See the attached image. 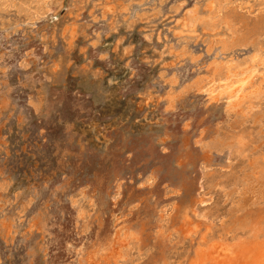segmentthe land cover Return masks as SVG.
<instances>
[{"label":"rangeland","instance_id":"obj_1","mask_svg":"<svg viewBox=\"0 0 264 264\" xmlns=\"http://www.w3.org/2000/svg\"><path fill=\"white\" fill-rule=\"evenodd\" d=\"M224 1L195 20L209 0H0V264H190L194 210L263 236L264 194L242 196L264 171V0ZM254 54L242 107L200 89Z\"/></svg>","mask_w":264,"mask_h":264},{"label":"bare ground","instance_id":"obj_2","mask_svg":"<svg viewBox=\"0 0 264 264\" xmlns=\"http://www.w3.org/2000/svg\"><path fill=\"white\" fill-rule=\"evenodd\" d=\"M2 1V0H1ZM64 1V0H63ZM67 1V0H66ZM124 1V0H123ZM135 1V0H133ZM208 1V0H206ZM13 2V1H11ZM19 2V1H17ZM70 2V1H69ZM72 2V1H71ZM120 2V0H118ZM129 2V1H128ZM74 3V2H73ZM111 3V2H110ZM127 3V2H126ZM130 3V2H129ZM138 3V2H137ZM17 4V3H16ZM66 4V3H65ZM64 4V5H65ZM234 4V3H233ZM9 5V4H8ZM28 5V4H27ZM47 5V4H46ZM112 5V4H110ZM129 5V4H128ZM10 6V5H9ZM8 6V7H9ZM16 6V5H15ZM23 6V5H22ZM26 6V5H25ZM122 6V5H121ZM120 6V7H121ZM127 6V5H126ZM203 6V5H202ZM256 6V5H255ZM5 7V6H4ZM32 7V6H29ZM114 4L112 10L114 8ZM129 9V6H127ZM126 7V8H127ZM195 7V6H194ZM200 7V6H199ZM205 7V5H204ZM225 7L224 0H209L208 8L205 13H202L200 10H196L195 14L189 19L198 20L200 17L206 18H216L222 12V8ZM11 8V7H10ZM45 8V7H44ZM189 8V7H186ZM230 8V7H229ZM239 8V7H238ZM245 8V7H244ZM108 9L110 7L108 6ZM203 9V8H202ZM260 9V8H259ZM2 10V9H1ZM13 10V9H12ZM71 10V9H70ZM3 11V10H2ZM114 11V10H113ZM185 11V10H184ZM5 12V11H4ZM26 11H24L25 13ZM48 12V11H47ZM115 12V11H114ZM150 12V11H149ZM205 12V10H204ZM135 13H137L135 11ZM146 13V12H144ZM26 14V13H25ZM148 14V13H146ZM183 14V13H182ZM17 15V14H16ZM59 15V13L57 14ZM135 15V14H134ZM13 16V15H12ZM22 16V15H21ZM20 16V17H21ZM36 16V15H35ZM43 16V15H42ZM47 16V15H46ZM52 17V15H51ZM50 17V18H51ZM105 17V16H104ZM186 17V16H184ZM183 17V19H184ZM38 18V17H37ZM54 18V17H53ZM2 19V18H1ZM10 19V18H9ZM57 19V18H56ZM142 19V17H141ZM186 19V18H185ZM184 19V20H185ZM24 20V19H23ZM28 20V19H27ZM29 21V20H28ZM53 21V20H52ZM208 23L209 20H207ZM216 21V20H215ZM5 22V21H3ZM7 22V21H6ZM18 22V21H17ZM177 22H179L177 20ZM186 22V20H185ZM2 23V20H1ZM20 23V22H19ZM34 23V22H33ZM180 23V22H179ZM184 23V21H183ZM188 23V22H186ZM186 23H184L186 25ZM8 24V22H7ZM10 24V23H9ZM195 24V23H194ZM6 25V24H5ZM8 26V25H7ZM16 26V25H15ZM73 26V25H72ZM182 26V25H181ZM31 27V26H30ZM237 27V26H236ZM66 28V27H65ZM6 29V28H5ZM29 29V28H28ZM27 29V30H28ZM74 29V28H73ZM199 29V28H198ZM211 28H209L210 31ZM220 29V28H219ZM243 29V28H242ZM64 30V29H63ZM66 30V29H65ZM200 30V29H199ZM204 30V28H203ZM208 30V29H207ZM30 31V30H29ZM69 31V30H68ZM177 30L175 29V32ZM180 30H178L179 32ZM227 31V30H226ZM240 31V30H239ZM4 32V31H3ZM213 32V30L211 31ZM1 33V32H0ZM5 33V32H4ZM63 33V32H62ZM70 33V32H69ZM85 33V32H84ZM177 33V32H176ZM175 33V34H176ZM186 33V32H185ZM197 33V32H195ZM153 34V33H152ZM205 34V33H204ZM203 34V35H204ZM211 34V33H210ZM1 35V34H0ZM159 35V34H158ZM197 36V35H196ZM184 37V36H183ZM198 37V36H197ZM200 37V36H199ZM198 37V38H199ZM100 38V37H99ZM193 38V37H192ZM203 38V37H202ZM215 38V37H214ZM227 38V37H226ZM70 39V37H69ZM207 39V37H206ZM220 39V38H219ZM258 39V38H256ZM72 40V39H71ZM70 40V41H71ZM159 40V39H158ZM69 43V42H68ZM210 43V42H208ZM220 44V43H219ZM210 45V44H209ZM182 46V45H181ZM214 48V47H213ZM218 48V47H217ZM260 48V47H259ZM173 49V48H172ZM211 49V48H210ZM233 49V48H231ZM230 49V50H231ZM177 50V49H176ZM212 50V49H211ZM210 51V50H209ZM172 52V51H171ZM215 53V52H214ZM231 53V52H230ZM229 53V54H230ZM5 54V53H4ZM226 54V53H225ZM187 55V54H186ZM189 55V54H188ZM219 55V54H218ZM214 56V55H213ZM228 56V55H227ZM231 56V55H230ZM221 57V56H220ZM229 57V56H228ZM250 64L245 68L241 66L243 64L236 63L233 61H228L223 63L221 70H215L207 77V81L204 84L200 85V89L204 90L209 98H215L219 100H224L225 103L234 108H240L243 106L245 98L251 94L258 96L260 90V84L255 82V77L260 71L261 64H258V54L252 56ZM179 58V57H178ZM211 58V57H210ZM222 58V57H221ZM250 58V57H249ZM196 59V58H195ZM230 59V57H229ZM220 60V59H219ZM225 60V59H224ZM193 61V60H192ZM215 61V60H214ZM223 61V60H222ZM227 61V60H226ZM264 64V62L262 63ZM206 67V66H205ZM175 73V72H174ZM260 74V73H259ZM259 82V81H258ZM264 83V82H263ZM199 84V83H198ZM262 89V88H261ZM170 91V90H169ZM174 92V91H173ZM199 92V91H198ZM179 96V95H178ZM247 104V102H246ZM253 103H250V107H253ZM173 110V109H172ZM246 110V107H245ZM247 111V110H246ZM246 115V114H245ZM249 115V114H248ZM245 122V121H244ZM216 139V138H215ZM219 141V140H218ZM255 169L257 165H254ZM2 182V181H1ZM0 182V183H1ZM246 187L242 196V201L248 204V206L255 204L259 196L264 194V171L255 172L253 177H250L246 180ZM6 185V184H5ZM2 186V185H1ZM7 187V186H6ZM6 189V188H5ZM239 193V192H238ZM241 195V193H240ZM228 196V195H227ZM9 201V200H8ZM21 201V200H20ZM6 202V201H5ZM81 204V203H80ZM11 206V205H10ZM259 208V207H258ZM4 210V209H3ZM28 210V209H27ZM261 210V209H260ZM82 213V212H81ZM160 213V212H159ZM20 214V213H19ZM82 215V214H81ZM200 216L197 211L194 210L192 215H189L187 218V231L189 234H192L194 229L201 230V238L198 242L199 245V256L197 259L193 260L190 264H264V239L260 238L259 234H254V238L250 240H242L237 244L232 243V240L235 238H223L213 236V226L211 223L199 220ZM19 220V219H17ZM158 221V220H157ZM185 221V220H184ZM211 221V220H210ZM12 222V221H10ZM205 222V223H204ZM212 222V221H211ZM19 223V221H18ZM20 224V223H19ZM28 224V223H27ZM203 226V230L201 226ZM8 226L9 222H8ZM6 225V227H8ZM185 226V225H184ZM4 227V224H3ZM24 227V226H23ZM27 228V227H26ZM256 230V226H253ZM11 229V228H10ZM9 231V229H8ZM169 232V231H168ZM167 234V233H166ZM220 234V233H219ZM7 235V234H6ZM115 236V234H114ZM134 236V235H132ZM161 236V235H160ZM164 236V235H163ZM264 236V234H263ZM261 236V237H263ZM162 237V236H161ZM136 238V237H134ZM123 240V239H122ZM121 241V240H120ZM194 241V240H193ZM122 242H120L121 244ZM205 245V246H203ZM129 244H126V247ZM164 246V245H163ZM123 249V248H122ZM121 252H114L115 261L119 264L123 255ZM128 253V251H127ZM112 256V255H111ZM126 256V255H125ZM104 258V257H103ZM126 258V257H125ZM90 264V263H89ZM93 264V263H91Z\"/></svg>","mask_w":264,"mask_h":264}]
</instances>
